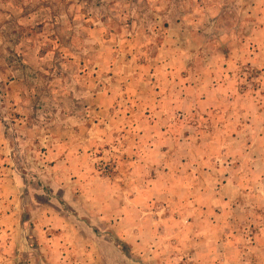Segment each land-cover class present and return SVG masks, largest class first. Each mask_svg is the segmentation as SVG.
<instances>
[{
	"label": "crops",
	"instance_id": "1",
	"mask_svg": "<svg viewBox=\"0 0 264 264\" xmlns=\"http://www.w3.org/2000/svg\"><path fill=\"white\" fill-rule=\"evenodd\" d=\"M245 39L203 67L198 51L168 41L137 73L143 83L97 97L101 127L57 132L43 177L54 196L33 210L37 242L8 241L18 210L4 212L0 264H264V0ZM95 148L115 177L92 174ZM6 150L0 130V194ZM26 248L37 258L22 260Z\"/></svg>",
	"mask_w": 264,
	"mask_h": 264
},
{
	"label": "rangeland",
	"instance_id": "2",
	"mask_svg": "<svg viewBox=\"0 0 264 264\" xmlns=\"http://www.w3.org/2000/svg\"><path fill=\"white\" fill-rule=\"evenodd\" d=\"M258 31L259 0H0V130L9 169L0 215L18 210L7 240L37 242L33 210L54 196L43 179L51 138L101 127L98 96L135 78L143 83L137 73L168 41L198 51L194 60L203 67L212 51L230 55ZM89 157L92 174L115 177L102 150ZM62 194L58 203L67 211ZM247 227L252 245L255 226ZM32 258L26 248L21 259ZM176 258L193 264L190 256Z\"/></svg>",
	"mask_w": 264,
	"mask_h": 264
}]
</instances>
